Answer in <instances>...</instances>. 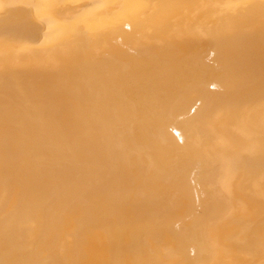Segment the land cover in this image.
I'll return each instance as SVG.
<instances>
[{"label": "bare ground", "instance_id": "obj_1", "mask_svg": "<svg viewBox=\"0 0 264 264\" xmlns=\"http://www.w3.org/2000/svg\"><path fill=\"white\" fill-rule=\"evenodd\" d=\"M0 264H264V0H0Z\"/></svg>", "mask_w": 264, "mask_h": 264}]
</instances>
